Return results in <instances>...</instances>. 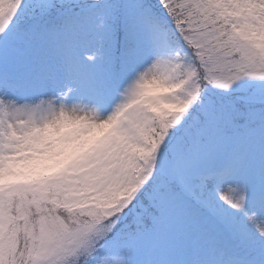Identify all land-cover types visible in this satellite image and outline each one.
Listing matches in <instances>:
<instances>
[{"label": "rangeland", "instance_id": "1", "mask_svg": "<svg viewBox=\"0 0 264 264\" xmlns=\"http://www.w3.org/2000/svg\"><path fill=\"white\" fill-rule=\"evenodd\" d=\"M26 1L0 0V264H264V104L240 97L264 69L238 31L257 34L264 0L227 16L258 66L208 75L152 17L172 0H61L60 20L105 11L78 36L24 20ZM49 166L89 168L85 189L79 175L56 198L23 189Z\"/></svg>", "mask_w": 264, "mask_h": 264}, {"label": "trees", "instance_id": "2", "mask_svg": "<svg viewBox=\"0 0 264 264\" xmlns=\"http://www.w3.org/2000/svg\"><path fill=\"white\" fill-rule=\"evenodd\" d=\"M106 1L109 2L112 0ZM106 1L96 0L95 6H97L98 4V6L103 7L102 5H104ZM145 1L150 2L149 0ZM151 1L155 3V0ZM236 1L237 0H172L171 2L164 1V3H166L165 8L170 12L163 11L160 7L156 8V11L154 10L155 5L151 7L149 6V9L152 13L153 18L157 17L159 18L160 22H165L164 24L167 26L170 32L169 35L171 36V40L173 41L174 47L178 53L177 55H179L181 61L183 62L182 66L189 65V67H191L197 75H208L207 73L210 72L226 73L225 71L227 70L224 69V66L227 67L228 63L232 61L234 63H239L241 61L236 65L235 70L233 69V67L231 70V73L237 74L243 72L245 69H247V67L256 68L258 66V63L253 62L252 60H249L250 62H247V57L245 58L243 54L244 52H242L244 47L241 48L243 42H234L237 37L231 32L232 27L230 24L233 25V28H235L234 26H238L237 24H235V22H238L236 19L237 16L235 17V19H233L231 16L228 19L227 16H229L231 12L234 11L233 6L234 2ZM61 2V0H28L22 4V7L19 10L22 11V17L26 21L30 20L32 22H40L49 19L53 22H58L60 24L63 23V29H66L67 32L72 36H78V34H80L83 30L84 32L91 30L90 27L93 26H104L102 21L105 17V11L100 12L97 8H95L92 12L89 11L86 16L79 14L77 17H75L77 20H73L68 16V19L66 18L61 21L60 19H58L61 18L60 15L56 14V12L59 13L61 11L62 6H65L64 4H61ZM151 5L153 4L151 3ZM252 16V19L255 18V22H257L258 20L262 21L261 17L257 19L255 17V14H253ZM225 18L227 21H225ZM151 19V16L146 17L144 19V23L142 21V25L148 24V21L151 22ZM89 20H91V22L88 24ZM93 21L94 25L91 24ZM239 23L241 24V29L239 30L238 28V31H243V36L250 39L249 43L256 50L258 48L257 52L259 53L260 67L264 69V38L260 34L262 33L261 31H263L262 29L264 25L259 29V31L257 30L259 32V34L257 32V34L259 35L258 38H253L254 35H257L255 30L253 29L255 27L253 25L254 23H252V29L248 24L244 25L242 22ZM189 29L194 32L192 36H187V34H185L187 31H189ZM209 31H211L213 35H210L208 33ZM218 42L221 44H219ZM228 46L230 48L232 58L224 60L223 56L224 54L226 55ZM243 65L245 67H243ZM216 88H219V86ZM234 92L238 94L236 91ZM245 93L246 94H241L240 96L242 100H253L254 102H257L259 104H264L263 71L261 75H258L256 79L251 82L250 88ZM139 118L143 121H140ZM139 118H137L136 116V119L139 120V122H142V125L143 123L145 124L144 131L146 130V126L148 123L152 124L154 122V117L151 114L150 109L148 108L145 109V112L143 114H140ZM119 137L127 139V137L124 135H120ZM104 164L106 165V162H104ZM121 167L124 170V167ZM71 168L57 169V167L49 166V168L44 171H49L46 177L49 182L40 181L36 178V176H33L32 174L31 176H29L32 181H29L26 184L24 183L21 186L23 187V189L25 187L28 188L31 192L34 193V195L38 197H42L40 193L42 189H48L47 191L50 192L51 195H53L54 193L52 197L56 198L58 197V195L56 194L63 193L62 191L58 190L57 187H63L62 183L63 185H67V182L71 179L76 181L78 177L77 175H79V178L82 181L79 187L84 190L86 186V180H84L81 175H83V173H86L87 175L91 172L90 169L87 168V170L81 172L80 174L79 169L81 168V166ZM133 168L134 165L131 167V169H129V172L127 170L122 171L120 169V166L116 169L123 175L130 174L132 176ZM35 175H37V171L35 172ZM39 182H42L43 184L41 187Z\"/></svg>", "mask_w": 264, "mask_h": 264}]
</instances>
